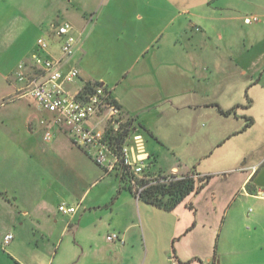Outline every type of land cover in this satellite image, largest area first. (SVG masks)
<instances>
[{
	"label": "crops",
	"instance_id": "crops-1",
	"mask_svg": "<svg viewBox=\"0 0 264 264\" xmlns=\"http://www.w3.org/2000/svg\"><path fill=\"white\" fill-rule=\"evenodd\" d=\"M64 2L72 3L73 0ZM101 2V12L94 18L97 26L102 25L104 7L111 1ZM158 2L162 4L160 12L137 14L138 20L144 21L145 25L153 23L154 36L115 79L97 77L99 81H95L91 75L88 77L81 72V77L70 85L76 90L94 80L112 90L113 97L128 115L134 117L135 125L146 138L150 154L147 161L149 174L173 173L180 177L196 171L203 176L211 175V180L199 193L192 192L173 210H166L137 200L125 182L115 174H107L92 160L96 165L94 183L107 177L118 182L115 186L109 182V196L102 203L97 196L88 201L94 189L79 193L80 189L76 188L77 211L68 216L59 210L62 217L52 220L58 224L56 230H52L49 197L52 192H58L56 185L54 191L51 190L53 185L48 183L43 194L35 195L33 189L27 193L23 188L25 156L17 154L24 139L23 136L19 140L9 138L8 144L13 147L10 152L0 155V264H171L173 260L181 264H201L200 261L202 264H236L232 263L230 253L238 248L232 245L247 239L255 240L264 257V200L255 196L264 188V61L236 59L230 43H215L217 28L209 21H237L241 16L222 13L218 18H207L197 14L193 16L195 23L192 15H186L187 12L191 14L187 8L175 16H167L164 9L170 0H146L153 7L159 5ZM87 15L82 28L78 29L81 34L77 44L80 63L84 58L85 28L89 29L91 23ZM13 17L1 18L0 13L3 21L0 26ZM199 19L206 21L207 26L199 27ZM45 24L43 20L40 25ZM175 24H179L172 34L176 41L160 42ZM16 25L17 22L11 23L0 34L2 73L1 65L7 53L4 46L13 33L12 28L15 26L14 31L18 30ZM112 25L106 22L107 28ZM37 26L39 32V23ZM194 27L202 30L197 43L192 41L195 35L188 32ZM43 33L40 32L38 38ZM218 34L217 40L223 41L225 30L220 29ZM19 39L16 37L8 42L9 47L19 46ZM36 45L37 42L32 46V52ZM59 54V48L54 46L51 56ZM25 59L30 61L29 56ZM19 63L5 74L10 86L19 84L17 91L21 87L15 78ZM217 105L223 110L234 108L235 111L225 115ZM47 116L51 117L50 114ZM250 119L252 123L247 125ZM35 120H40L37 112L26 116L31 132ZM61 131L62 127L55 126L53 135ZM72 152L76 160L84 158L75 149ZM43 160L50 168V146L44 150ZM84 176L77 175L76 178L81 180ZM42 178L51 180V170ZM72 194L68 191L60 197L66 200ZM62 203L67 204L60 201L58 209ZM251 204L257 205V212L251 218L252 228L245 227L249 236L243 238L238 232L244 227L243 221L238 217L242 211L249 214L247 206ZM80 209L78 224H65L59 236L60 221L67 217L74 220ZM108 227L117 232L121 240L110 241L101 236L100 232ZM9 233L14 237L5 244L4 237Z\"/></svg>",
	"mask_w": 264,
	"mask_h": 264
},
{
	"label": "rangeland",
	"instance_id": "rangeland-1",
	"mask_svg": "<svg viewBox=\"0 0 264 264\" xmlns=\"http://www.w3.org/2000/svg\"><path fill=\"white\" fill-rule=\"evenodd\" d=\"M64 1L65 0H0L1 18L14 16L7 21L6 25L0 26V34H3L4 29L10 26L11 23L15 24L17 22L16 26L18 28L16 31H14L15 26L12 28L13 33L9 35L6 46H4L7 49V53L2 62L3 65H1L3 73L0 71V155H3L2 152L5 151L10 152V148L13 147L12 144H8L9 138L13 140L18 138L19 140L23 136L24 144L22 148L17 149V154L25 156L26 162L23 166V173H25L23 188H25L27 193L29 190L33 189L35 195L36 193L43 194L46 188H48V183H51V185H53L51 186V190L54 191V184L56 185L55 190H58V192H54L55 194L52 192L51 197H49L52 213V230H56V226L58 225L52 222V220L62 217V213L58 209L60 201H66L69 206L77 205L78 201L75 197L77 194V192L75 194L76 188L80 189L78 190L79 193L88 188L90 190L94 189V193L89 195L88 201L90 202L91 198L96 199L97 196V199L102 203L107 201L110 183L115 186L118 181L113 177H107L98 183H94L93 178L95 174L93 170L96 165L93 163L91 157L86 155L84 151L82 152V149L72 144L71 136L67 133L65 128H63V131L59 134H54L49 142H46L43 137V131L44 128L51 127V124L48 126L43 125L41 121L49 119L47 115L50 114V116H52L51 113H46L37 108L34 99L30 96L18 97L17 87L19 84H17L16 87L10 86V83L6 80L5 74L11 71V69H13L12 67H14L16 63H19L21 59H25L32 55V46L37 42L40 32L45 31L52 21L66 18L65 20L71 21L78 30L82 28L84 23L83 19L85 15H87L86 13H88L87 19H89L91 23L89 22V29L85 28L83 38L84 47L82 48L84 58L80 63L77 53L79 47H77V45L75 47L73 59L81 72L83 74L86 73L88 77L91 75L95 81H99L97 77L113 80L124 66L126 67L137 57L140 51L139 49L145 47L154 36L153 28L155 27L153 23L149 22L145 25L144 21L141 19L138 20L137 14L142 13L145 15L147 13H158L161 11L160 8L162 6V4L158 2L159 5L153 7L147 4L146 0H110L111 2L104 7L105 17L102 25L97 26L96 23H94V18L101 12V8L103 7L102 0H84V2L73 0L72 3ZM170 1V4L164 9L169 17L171 15L175 16L179 12H184L186 8L189 9L188 11L191 13L187 14V12L186 15H192V17H190L193 21L195 19L193 16H197V14L207 18L212 16L218 18L222 13L225 15L228 14L229 16H241V20L237 21H226L224 23L216 20L209 21L210 23L213 22L217 28V32L214 34L216 37L215 43H230L232 45V53L236 59L240 60L244 58L248 61H264V0H190L189 3H186L188 0ZM107 2L108 0H105V3ZM248 16H258L260 22L247 24L244 18ZM43 20L46 24L41 27L40 24ZM0 22H3L2 19H0ZM106 22L113 24L112 27L107 28ZM194 22L197 23L196 21ZM37 23H39V32L36 29L38 27ZM204 24L207 26L206 21L199 19L198 26L203 27ZM224 25L225 28H223ZM177 28H179V24L172 25L168 30V34H165L160 42H175L176 37L172 34ZM218 29L225 30L223 41L217 40V36H219ZM257 29L259 30L256 33ZM198 30L200 29H196L195 27L188 29L191 36L195 35V38L192 39L195 43L199 42V39L202 37V30ZM16 37L18 39L20 38V45H15L14 47L13 44L10 48L8 42L15 40ZM1 44L3 43L0 42V45ZM252 44H254V46H252ZM0 47L2 49V46ZM218 53L219 52H216L217 55ZM65 88L72 93L75 90V86L70 84H66ZM33 112L39 114L40 120L34 121V131L31 132L28 129L26 116ZM48 146L51 147L50 168L43 164L44 150ZM73 149L84 158L82 160H76L72 152ZM12 152H14V150ZM48 170H51V180H44L42 177ZM57 174H60V177H57ZM83 174H85V178L82 177L81 180L76 178L77 175L82 176ZM101 189L103 190L101 191ZM68 191L69 194L73 193L72 197L66 200H64V197H60V194L62 195V193ZM25 197L29 198L27 195ZM260 202L261 201H259V203ZM81 209L76 214L77 217L74 220H70V218L67 217L66 220L60 221V227H57V229H59V232H57L59 236L65 224H67V226L72 222L75 225L78 224L81 217ZM247 209L249 214L247 211H242V214L238 217L243 221L244 227L238 230L243 238L248 237L250 234V232L245 231V227L252 228L253 223H251V218H253L257 212V205H248ZM117 234L118 233L112 229L110 230L109 227L104 228L100 232V235L106 238H108L109 235ZM232 247L238 248L232 250L230 253L232 263H264V257L261 256L258 245L255 243L254 239L243 240L241 243L233 244Z\"/></svg>",
	"mask_w": 264,
	"mask_h": 264
},
{
	"label": "built area",
	"instance_id": "built-area-1",
	"mask_svg": "<svg viewBox=\"0 0 264 264\" xmlns=\"http://www.w3.org/2000/svg\"><path fill=\"white\" fill-rule=\"evenodd\" d=\"M244 21L252 24L260 18L248 16ZM80 35L71 21H52L38 38L30 61L24 60L17 66L15 78L21 83L18 97L30 96L38 108L51 113L49 119L41 121L43 125L51 124L45 128V141L52 139L55 126L65 128L75 146L85 151L107 174H115L125 182L139 200L147 182L168 180L175 174L155 176L148 173L150 154L146 138L135 125L134 117L113 97L110 88L93 81L85 82L73 93L65 88L66 84H73L81 77L80 68L71 64ZM54 46L60 50L57 57L50 54ZM255 196L264 200V188ZM59 210L71 215L75 214L77 206L62 203ZM13 237L12 233L5 235L4 243L8 244ZM108 240L121 238L119 234L109 235ZM171 264L181 263L173 260Z\"/></svg>",
	"mask_w": 264,
	"mask_h": 264
},
{
	"label": "trees",
	"instance_id": "trees-1",
	"mask_svg": "<svg viewBox=\"0 0 264 264\" xmlns=\"http://www.w3.org/2000/svg\"><path fill=\"white\" fill-rule=\"evenodd\" d=\"M96 83L101 84V82ZM219 109L225 115H230L235 111L234 108L223 110L219 107ZM250 123H252L251 119L248 120L247 125ZM211 178V175L203 176L194 171L192 175H183L180 177L175 175L168 180L161 181L157 179L154 182H147L146 187L140 195V200L166 210H173L192 192L199 193L209 183ZM200 263L202 264L201 261Z\"/></svg>",
	"mask_w": 264,
	"mask_h": 264
}]
</instances>
